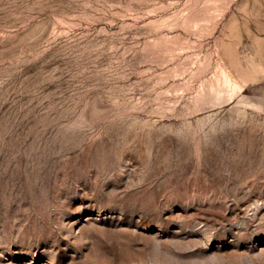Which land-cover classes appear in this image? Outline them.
Returning a JSON list of instances; mask_svg holds the SVG:
<instances>
[{"label":"rangeland","instance_id":"obj_1","mask_svg":"<svg viewBox=\"0 0 264 264\" xmlns=\"http://www.w3.org/2000/svg\"><path fill=\"white\" fill-rule=\"evenodd\" d=\"M0 264H264V0H0Z\"/></svg>","mask_w":264,"mask_h":264}]
</instances>
